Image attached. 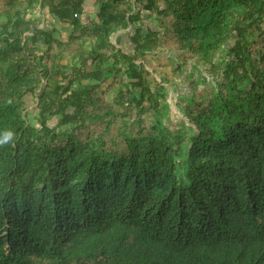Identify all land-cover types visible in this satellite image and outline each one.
<instances>
[{
  "label": "trees",
  "instance_id": "obj_1",
  "mask_svg": "<svg viewBox=\"0 0 264 264\" xmlns=\"http://www.w3.org/2000/svg\"><path fill=\"white\" fill-rule=\"evenodd\" d=\"M39 1L0 7V264H264V0H96L88 24L87 0H43L71 40L95 37L81 66L26 20ZM121 30L129 53L110 41ZM165 48L204 67L179 87L191 126L126 125L109 138L68 129L160 111L164 87L145 62ZM111 56L113 83L101 66ZM83 80L96 84L73 89Z\"/></svg>",
  "mask_w": 264,
  "mask_h": 264
},
{
  "label": "rangeland",
  "instance_id": "obj_2",
  "mask_svg": "<svg viewBox=\"0 0 264 264\" xmlns=\"http://www.w3.org/2000/svg\"><path fill=\"white\" fill-rule=\"evenodd\" d=\"M42 1L43 0H40L39 5L35 8H26V20L32 22V24H34V26H36L38 29L49 30L53 33L55 38L59 39V41L64 44L63 46H60L58 43H56L54 46V53L63 58L62 62L64 64H69V66H81L82 61L84 60L83 56L85 54L88 55L89 53H87V51H91L94 46V42L96 40L95 37L92 35H85L79 36L75 40H71L70 36L74 33V27L70 24H63L53 15H50L47 9H42ZM3 2L4 0H0V7H2ZM99 11L100 6L97 4L96 0H87L83 14L84 23L88 24L89 22L98 19L97 15ZM0 21H5V18L0 17ZM128 30H131V27L128 28L127 31ZM125 33V30L115 32L110 36V41L116 45L117 48L123 49L125 53H129L131 48L128 46V38H124ZM25 35H33V31L30 30L26 32ZM33 44L36 47L35 52L38 54L39 58L46 54L47 45H45L44 41L37 40ZM221 51V53L219 52L217 54V57H219L221 60H225L224 58L228 54L229 50H227V48H222ZM170 55L171 53L168 51V48H165L159 56L155 55L154 53L152 56L147 57L148 61H144L146 63V69L152 73V78L150 79L151 83L155 86V88L158 86V84L164 87L163 94L165 96V104L160 107V111L139 112L137 107H133L132 115L124 119L122 117H118L110 124H105L103 121H85L77 126H67L68 129L82 138L97 137L100 135L109 138L111 136H118L119 132L123 130L126 125H129L128 128H131L132 130H137L138 124L151 126L152 124L158 122L159 124H162L163 130L171 133L179 132L185 126H191L184 109V102L182 101L183 95L180 93L179 87L188 89L190 81L196 82V79L193 77L195 73H198L197 69L204 67L202 64L197 62L196 58L186 62L181 61L177 56L174 55L170 58ZM142 62L143 60H138V63ZM147 63L152 64V66L148 65ZM88 64L91 68H96V63L94 64L92 59L89 60ZM112 64L118 66L114 56H111L107 62L101 66L105 70L106 76L111 79L113 83L115 80V75H113V72L110 71V66ZM177 64H180L179 68L177 67ZM165 71L167 72L166 76H162L161 72L164 73ZM119 75L125 79L126 85H129V88H132L131 83L133 80L128 78L127 74L123 71H120ZM201 83L202 81L200 79L195 85H193V88H190L192 89V92H194L193 97L195 98H199L196 92L198 90H203L200 85ZM44 84L45 81H42L39 84V90ZM94 84H96V81L94 80H83L76 83L73 86V89L84 90ZM202 92H204V90ZM136 94L137 96L141 95L139 90H136ZM36 105V97H31L27 102V119L29 124L34 126L38 125V118L35 116ZM53 119L58 121L60 118L58 119V117H54ZM183 173L184 170L181 171V174Z\"/></svg>",
  "mask_w": 264,
  "mask_h": 264
},
{
  "label": "crops",
  "instance_id": "obj_3",
  "mask_svg": "<svg viewBox=\"0 0 264 264\" xmlns=\"http://www.w3.org/2000/svg\"><path fill=\"white\" fill-rule=\"evenodd\" d=\"M89 8H91V7H89Z\"/></svg>",
  "mask_w": 264,
  "mask_h": 264
}]
</instances>
